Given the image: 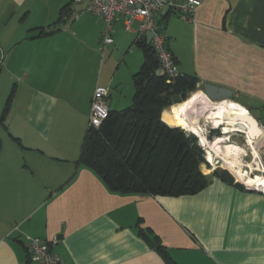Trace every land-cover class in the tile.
I'll list each match as a JSON object with an SVG mask.
<instances>
[{
	"label": "crops",
	"instance_id": "obj_1",
	"mask_svg": "<svg viewBox=\"0 0 264 264\" xmlns=\"http://www.w3.org/2000/svg\"><path fill=\"white\" fill-rule=\"evenodd\" d=\"M86 2L0 0V264H31L28 239L53 236L63 264H169L158 246L174 264H264V196L253 188L212 168L194 194L119 193L77 162L95 88H107L109 110L128 107L143 61L139 21L127 30L117 17L113 43L104 44L103 19L83 11ZM157 23L180 72L200 85L187 97L197 112H186L185 131L217 145L207 131H237L232 104L264 129L247 105L262 114L264 0H201L192 21L161 10ZM113 49L121 57L104 77ZM171 106L161 119L176 126L164 120Z\"/></svg>",
	"mask_w": 264,
	"mask_h": 264
},
{
	"label": "trees",
	"instance_id": "obj_2",
	"mask_svg": "<svg viewBox=\"0 0 264 264\" xmlns=\"http://www.w3.org/2000/svg\"><path fill=\"white\" fill-rule=\"evenodd\" d=\"M66 9L67 5L62 12ZM135 43L142 50L143 61L132 76L131 103L121 110H109L99 127H87L77 162L119 193L172 197L197 193L210 181L200 168L207 152L196 135L161 119L162 111L176 102L174 96L183 101L196 89L197 78L182 74L173 83L168 82L164 75L156 74L159 66L151 43L145 36L136 37ZM10 100L11 94L2 117ZM212 175L243 187L226 169L215 168ZM157 249L169 264H174L163 248Z\"/></svg>",
	"mask_w": 264,
	"mask_h": 264
},
{
	"label": "built area",
	"instance_id": "obj_3",
	"mask_svg": "<svg viewBox=\"0 0 264 264\" xmlns=\"http://www.w3.org/2000/svg\"><path fill=\"white\" fill-rule=\"evenodd\" d=\"M80 1V0H77ZM86 7L83 11L98 14L102 17L104 28L102 30V41L104 44L113 43L112 24L114 19L122 17L126 23V29H130L133 20H138L137 36L142 37L148 32H153L150 40L151 46L156 56L158 66L162 70L167 81L173 83L179 78L180 72L177 61L167 46V36L162 31V26L157 23L161 10L169 7V12L175 13L185 21H192L197 7L201 4V0H86ZM74 18L77 16L75 13ZM66 13L62 15V19H67ZM159 28L155 32V28ZM107 88L98 86L95 88L88 116V126L99 127L102 121L108 116L109 108L106 104ZM208 130L207 133H210ZM263 136L256 144L258 152L257 158L259 166L256 170L250 171L252 176L256 173L260 174L261 180L254 185L246 184L244 181L237 180L231 173L234 181L240 183L245 188H253L264 196V129H261ZM199 145L204 149V143L198 138ZM206 159V157H205ZM59 242L58 236L50 239H40L38 237H30L25 244L26 254L31 264H63L62 258L57 254L53 247Z\"/></svg>",
	"mask_w": 264,
	"mask_h": 264
},
{
	"label": "bare ground",
	"instance_id": "obj_4",
	"mask_svg": "<svg viewBox=\"0 0 264 264\" xmlns=\"http://www.w3.org/2000/svg\"><path fill=\"white\" fill-rule=\"evenodd\" d=\"M194 99H186L184 102L175 104L171 106L169 110H166L167 116H164V120L168 123L177 125L184 129H189L190 123L186 119V112L190 110L194 104ZM231 120L234 121V124L231 128H235L238 131H244L246 134L247 141L252 145L253 148H256V144L259 139L263 136V133L260 127L257 126L255 121L251 122L249 120L248 112L239 108L237 105H229ZM192 110V109H191ZM164 113V114H165ZM188 114V113H187ZM195 130V129H194ZM226 144L218 145H204L207 150L208 160L212 164L221 162L226 166L237 180L244 181L246 184L254 185L259 183L261 180L260 174L256 173L255 176L250 174V171L256 170L259 166V161L257 158L258 152L253 150V155L256 157L252 162H244L240 159V153L237 152V148H234L233 152L229 149ZM237 152V153H236Z\"/></svg>",
	"mask_w": 264,
	"mask_h": 264
},
{
	"label": "rangeland",
	"instance_id": "obj_5",
	"mask_svg": "<svg viewBox=\"0 0 264 264\" xmlns=\"http://www.w3.org/2000/svg\"><path fill=\"white\" fill-rule=\"evenodd\" d=\"M138 52H140V54H141V51H139V49H138ZM120 57L121 56L118 55V52H116L115 49L105 51V67H104V71H103L104 77L110 76V74L113 71V67H115V63L117 62V60H119ZM195 87H196V89L194 91L187 93L188 98L193 96L192 93H194L197 89H199L200 85L198 83H196ZM173 99L176 101L174 103L179 104L182 102L179 100V96H174ZM238 101L242 103L241 100H238ZM247 105H248V109L251 111V113L253 115H255L258 118L263 117L262 120L264 123V108L261 109L262 114H260V116H259V114L257 113V110H255V108L252 107L254 105H252V104H247ZM192 109L194 110V108H192ZM193 110H190V113L197 112V109H195L194 111ZM164 116H167V113H165ZM230 129L231 130H237L235 128H230ZM186 132L191 133L190 131H186ZM191 134H193V133H191ZM208 134H209V138H208L209 141H214L216 138L220 139V141L217 143V145L221 142H225V143L227 142L226 146H228L232 152H233L234 148H237V150H238L237 152L240 153L241 161L252 162L256 158L253 155V150H256V148H253L252 145L247 141L248 139H246V134L244 133L243 130L242 131L237 130L234 132L222 133V134L219 132V130H212ZM256 153H257V150H256ZM205 157L207 158V156H205ZM200 168H201V170H205V171H206V169H212V168H214V169L215 168H222V169L225 168L227 170L226 166H224L221 162L216 163V164H212V163H207V161H206L200 165Z\"/></svg>",
	"mask_w": 264,
	"mask_h": 264
},
{
	"label": "water",
	"instance_id": "obj_6",
	"mask_svg": "<svg viewBox=\"0 0 264 264\" xmlns=\"http://www.w3.org/2000/svg\"><path fill=\"white\" fill-rule=\"evenodd\" d=\"M168 12H169V7H168V6H165V7L162 9V14H163V15H166ZM158 31H159V28H158V27L155 28V32H158ZM152 35H153V32H148V33L146 34V40H147V43H148V44L150 43V40H151V38H152ZM154 60L157 61L155 55H154ZM156 74H157L158 76H163V75H164L163 72H162V70H160V69H157V70H156ZM249 117H250L249 120H251V122L255 121V119H253L251 116H249ZM255 123H256V121H255ZM256 124H257V123H256ZM176 127H179V126L176 125ZM223 169H225V168H223Z\"/></svg>",
	"mask_w": 264,
	"mask_h": 264
}]
</instances>
